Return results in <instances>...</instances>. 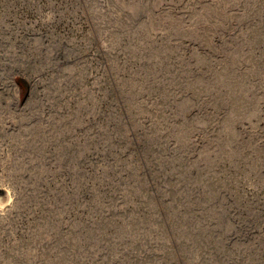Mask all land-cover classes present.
<instances>
[{"label": "rangeland", "instance_id": "1", "mask_svg": "<svg viewBox=\"0 0 264 264\" xmlns=\"http://www.w3.org/2000/svg\"><path fill=\"white\" fill-rule=\"evenodd\" d=\"M0 264H264V0H0Z\"/></svg>", "mask_w": 264, "mask_h": 264}]
</instances>
